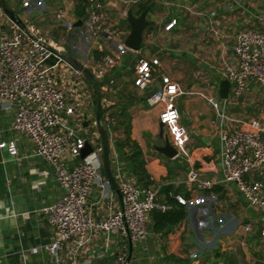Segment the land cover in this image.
Here are the masks:
<instances>
[{
  "label": "crops",
  "instance_id": "crops-1",
  "mask_svg": "<svg viewBox=\"0 0 264 264\" xmlns=\"http://www.w3.org/2000/svg\"><path fill=\"white\" fill-rule=\"evenodd\" d=\"M45 1L33 0L25 4L23 0H4V5L26 28L32 26L39 29L44 37L67 50L65 39H53L58 25L63 26L56 13L62 12L64 20L73 26L81 21V26H74V30H77L75 36L84 27L86 16L84 20L75 16L76 0H56L53 4L58 3L59 6L55 10ZM103 2L104 21L110 26L121 24L123 43L130 32L128 23L127 26L122 24L126 19L123 12L128 8L133 12L130 7L134 6L136 14H133L139 16L137 13L147 0L136 3H127V0ZM152 3L147 20L152 21L153 25L144 30V47L139 51L127 48L120 51L107 42L91 41L83 60L74 52L82 39L79 36L68 45L71 51H67L89 71L99 68L106 56L117 59L118 64L111 74L104 80H97L101 110L114 120L118 117L113 126L107 127L110 168L115 181L122 177L139 187L155 190L160 202L166 203V193L175 200L177 196L182 197L186 201L187 216L177 225L165 226L162 231L154 232L150 214L149 237L145 243L120 240L112 233L109 236L111 245L105 256L99 259L98 255L104 253L106 245L105 236L99 234L80 252L75 263L70 258L71 248H65L60 264H86L88 260L91 264H118L116 255L122 250H126L128 255L129 246L131 260L127 264H264V237L260 236L264 228V214L248 206L234 185L222 182L220 127L216 122V112L197 94L206 90L209 95L219 98L218 87L220 81L225 80V65L233 64L235 59L232 51L234 35L262 27L264 0H182L181 4L176 0H154ZM16 10L19 11L18 15ZM176 12L182 15L180 26L164 31L168 22L176 19ZM49 13L55 16H52L55 21L48 32H43L37 23L32 22L35 20L42 23V29L46 28V21L51 22ZM12 22V18L0 6V38L11 36ZM82 40L87 42L89 39ZM141 59L159 61V65L153 66V82L144 90L134 85L135 68ZM45 64L55 69L58 86L66 91L67 100L75 108L74 114L65 118L67 129L76 130L83 136L86 130H90V137L100 145L95 127L96 101L87 83L56 58H50ZM162 76H169L187 93L176 101L180 124L189 134L185 150L187 156L179 155L174 159H168L155 150V146H161L163 142L159 139V106L153 105L150 97ZM111 78L114 84L108 86L106 82ZM251 86L261 87L250 83L246 91ZM70 87L71 92L68 91ZM228 98H219L221 107L228 117L240 119V113L230 112L234 105H238L236 100L240 97L228 95ZM124 107L130 118V140L140 148L144 170L151 182L146 187L132 171L130 148L117 146L124 139L125 128L120 117ZM263 111L254 119L264 125ZM13 118V108L0 100V143H14L16 148V155H10L6 148H0V264H55L46 250V245L52 241V231L43 210L58 200L62 190L54 178L52 167L34 154L28 138L11 130ZM84 122H87V127L83 126ZM163 131L168 135L166 130ZM191 166L200 179L211 180L216 185L211 190L198 191L187 184L186 174ZM248 179L264 181V174ZM201 196L207 204L213 205L209 208L211 222L207 228L199 226L202 221L201 206L195 202ZM98 197L99 188L95 185L88 206L95 219H103L108 213V204L97 203ZM119 205L120 199L116 197L113 206L116 208ZM246 225L250 226V230L245 229Z\"/></svg>",
  "mask_w": 264,
  "mask_h": 264
},
{
  "label": "built area",
  "instance_id": "built-area-1",
  "mask_svg": "<svg viewBox=\"0 0 264 264\" xmlns=\"http://www.w3.org/2000/svg\"><path fill=\"white\" fill-rule=\"evenodd\" d=\"M32 1L23 0L25 4ZM139 1L144 0H127V3ZM85 8L86 21L78 36L95 43L107 42L120 51L125 49L121 41L123 31L104 21L103 0H86ZM123 16L126 17V12H123ZM56 18L67 30L75 29L64 20L62 12H57ZM177 25V20L171 19L164 31H171ZM11 29V36L0 38V100L13 108L11 130L28 138L34 154L52 167L54 178L62 190L58 200L43 210L52 231V241L46 245V250L55 264H60L63 250L70 247V258L75 263L80 252L99 234L105 236L106 244L104 253L98 255L99 259L105 256L110 247L109 236L112 233L120 240L145 243L149 237L151 212L164 213L171 207L157 200L155 190L139 187L122 177L116 181L121 195L120 205L116 208L113 206L117 196L107 178L101 174V145L93 138L88 139L76 130L67 129L65 118L72 116L75 108L67 100L66 91L58 86L55 69L45 64L50 58L60 60L49 48L59 51L63 47L44 37L35 27L23 30L13 21ZM232 51L234 63L225 65L223 74L230 84L229 97H241L250 83L264 87V22L258 30L237 32ZM117 64L114 56H106L102 65L91 73L96 81L104 80ZM157 65V59L139 60L135 68V87L140 90L147 88L153 82V66ZM106 83L112 86L114 80L111 78ZM72 87L68 91L71 92ZM185 94L169 76H162L150 97L151 103L159 106L158 121L166 130L178 156H187L185 150L189 141L188 132L180 124L176 106L177 99ZM197 94L216 112V122L220 127L222 182L234 185L248 206L264 214V181L248 179L264 174V125L254 118L232 119L221 107L217 96ZM102 120L107 127L115 124L110 115L104 114ZM86 143L92 152L81 160L79 156ZM0 148H6L10 155H16L14 143L1 142ZM186 182L198 191L211 190L216 185L211 180L200 179L192 166L186 174ZM95 185L99 188L97 203L108 204V213L103 219H95L88 206ZM176 200L182 205L186 204L182 197L177 196ZM196 201L204 204L205 198L201 196ZM209 212L201 206V228L208 227ZM245 229L250 230V226L246 225ZM260 236L264 237V228ZM126 257L127 251L122 250L115 259L118 264H125ZM86 264H91V261L88 260Z\"/></svg>",
  "mask_w": 264,
  "mask_h": 264
},
{
  "label": "water",
  "instance_id": "water-1",
  "mask_svg": "<svg viewBox=\"0 0 264 264\" xmlns=\"http://www.w3.org/2000/svg\"><path fill=\"white\" fill-rule=\"evenodd\" d=\"M178 4H181L182 0H176ZM0 6L3 10L12 18V20L20 26L21 29L26 30L25 25L17 19V17L9 11L5 5L4 0H0ZM153 6V3L149 4L139 16H135L132 12V9H128L126 11V21L129 25L130 32L126 36L123 45L125 48L131 51H139L144 47L143 42V32L144 30L153 25L152 21L147 20V14L150 8ZM75 27L81 26V21H78L74 24ZM52 53L59 58L62 62L67 64L72 70L77 72L83 80L87 83L90 87L96 101V108H95V127L97 133L99 135V141L101 145V174L107 178L111 189L114 191L116 196L121 199V195L118 189L117 182L115 181L110 168V161H109V152H110V141H109V132L107 126L103 123L101 119V98H100V90L98 83L91 73L77 58L72 54L69 53L65 49H61L59 51L49 48ZM229 88L230 84L227 80H222L219 83L218 87V95L219 98L222 100H226L229 95ZM87 122H84L83 126L87 127ZM159 139L163 142L161 146H155V150L162 154L164 157L168 159H174L178 156L177 151L171 145V142L168 138V135L164 134L163 126L159 125ZM92 152V148L88 143H86L84 149L80 153V159H84L87 155ZM131 260V248L129 246L128 255L126 257L125 264L129 263Z\"/></svg>",
  "mask_w": 264,
  "mask_h": 264
},
{
  "label": "rangeland",
  "instance_id": "rangeland-1",
  "mask_svg": "<svg viewBox=\"0 0 264 264\" xmlns=\"http://www.w3.org/2000/svg\"><path fill=\"white\" fill-rule=\"evenodd\" d=\"M56 0H47L45 1L46 4L52 5L53 9H57V7L59 6L58 3L53 4V2H55ZM8 4V3H7ZM45 4V5H46ZM42 6H40L39 9H41ZM130 8H133V13L136 14V10L135 7L132 6ZM129 9V8H128ZM17 13V15L19 14V11L16 10L15 11ZM55 17L53 14L49 13L48 14V19L51 20V22L46 21V28L43 27V29L41 28L42 23H39L35 20H33V24H36L43 32H48V30L50 29V25L54 24L53 21H55V19L53 17ZM174 16L176 17V20L178 21V25L176 28H178V26H180L181 22L183 21L182 19V15L179 12H176L174 14ZM122 24H126L127 26V21L125 19L124 22H122ZM58 25V24H57ZM59 28H57L56 32V36L53 37L54 40H59V39H65L67 41V45L65 46L67 50H70V47L68 46L69 44H71L72 42L74 43V39L79 38L78 36H75L74 33H76L77 30L74 31H68L66 27H63L62 25H58ZM116 27L121 29V24H116ZM84 39V38H82ZM80 40L79 41V47H77L74 52L77 53V55L81 58V59H85L87 51H88V47L90 46L91 40H87V42H85L84 40ZM156 89L152 90V93H154ZM204 95L209 96V94L206 92V90L201 91ZM220 99L218 98V101ZM221 101V100H220ZM236 102L238 103V105H234L233 108L230 110V112L232 114H241L240 119L241 120H247L250 118H256L258 117L259 113L264 110V87H257V86H251V88H249L239 99L236 100ZM154 107V106H153ZM211 109L213 110V108L211 107ZM214 111V110H213ZM264 112V111H263ZM115 120H118V117L115 118ZM84 135L86 138H91L90 137V130H86ZM196 204L199 206H203L206 210H209V208L213 207V205L211 206V204H207V202L205 201L204 204H200L197 203ZM209 214V213H208ZM202 218V216H201ZM219 221V220H218ZM211 222V220H209V223ZM111 252V250H110Z\"/></svg>",
  "mask_w": 264,
  "mask_h": 264
},
{
  "label": "trees",
  "instance_id": "trees-1",
  "mask_svg": "<svg viewBox=\"0 0 264 264\" xmlns=\"http://www.w3.org/2000/svg\"><path fill=\"white\" fill-rule=\"evenodd\" d=\"M154 0H147V3L142 6V8L138 11L137 15H140L142 11ZM86 0H76V6H75V16L78 19H83L86 16ZM89 87V86H88ZM90 89V87H89ZM91 90V89H90ZM104 114V110H101V119L102 115ZM120 117L123 118V124H124V139L121 142L117 143V146L123 147L128 146L130 148V162H131V168L133 173H135L139 178L140 181H143L142 186H148L151 182L148 180L149 177L147 176V173L144 170V161L142 159V153L138 145L130 140L129 137V116L126 113V108H122ZM146 181V182H145ZM166 203L170 205L172 208L168 210L167 212H159V211H152L151 212V218H152V230L154 232H160L163 230L165 226H174L178 223H181L187 216L186 208L184 205L180 204L169 196L168 193H166Z\"/></svg>",
  "mask_w": 264,
  "mask_h": 264
}]
</instances>
